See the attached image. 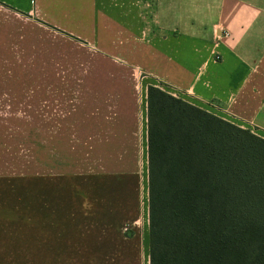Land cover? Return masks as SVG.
<instances>
[{
    "label": "crops",
    "instance_id": "0c3cea01",
    "mask_svg": "<svg viewBox=\"0 0 264 264\" xmlns=\"http://www.w3.org/2000/svg\"><path fill=\"white\" fill-rule=\"evenodd\" d=\"M148 87L264 139V0H0V264H149Z\"/></svg>",
    "mask_w": 264,
    "mask_h": 264
},
{
    "label": "trees",
    "instance_id": "16d2710c",
    "mask_svg": "<svg viewBox=\"0 0 264 264\" xmlns=\"http://www.w3.org/2000/svg\"><path fill=\"white\" fill-rule=\"evenodd\" d=\"M149 264H264V139L147 89Z\"/></svg>",
    "mask_w": 264,
    "mask_h": 264
}]
</instances>
